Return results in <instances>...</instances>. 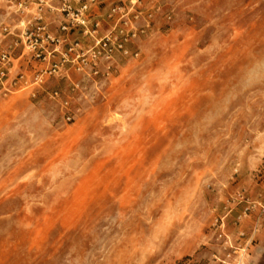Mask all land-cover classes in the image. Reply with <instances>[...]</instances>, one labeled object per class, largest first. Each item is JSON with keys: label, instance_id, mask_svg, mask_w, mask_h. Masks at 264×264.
<instances>
[{"label": "rangeland", "instance_id": "rangeland-1", "mask_svg": "<svg viewBox=\"0 0 264 264\" xmlns=\"http://www.w3.org/2000/svg\"><path fill=\"white\" fill-rule=\"evenodd\" d=\"M152 10L138 56L82 82L73 122L39 89L0 90V264H246L264 226V0Z\"/></svg>", "mask_w": 264, "mask_h": 264}, {"label": "built area", "instance_id": "built-area-1", "mask_svg": "<svg viewBox=\"0 0 264 264\" xmlns=\"http://www.w3.org/2000/svg\"><path fill=\"white\" fill-rule=\"evenodd\" d=\"M155 1L162 0H11L17 14L34 11L21 30L10 32L14 42L0 50L1 92L30 89L34 97L39 89L58 105L65 123L73 122L84 96L82 82L107 77L122 59L138 56L132 45L150 29ZM44 9L61 16L56 32L43 22ZM52 77L63 85L46 89ZM261 210L264 214V203Z\"/></svg>", "mask_w": 264, "mask_h": 264}, {"label": "crops", "instance_id": "crops-1", "mask_svg": "<svg viewBox=\"0 0 264 264\" xmlns=\"http://www.w3.org/2000/svg\"><path fill=\"white\" fill-rule=\"evenodd\" d=\"M34 9L32 8L31 11L24 13L22 15L17 14L11 18L12 23H14V27H16V32L23 28V23L27 19L32 17ZM43 22H45L48 26V29L51 32H56L57 27L62 21L61 16L54 10H46L42 12ZM19 53V48L15 51V55L17 56ZM13 70L16 69L17 60L14 61ZM260 229L255 233V238L257 242L255 243L252 248H250V253L246 254L243 260L246 264H264V226L259 227Z\"/></svg>", "mask_w": 264, "mask_h": 264}]
</instances>
